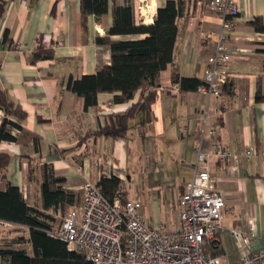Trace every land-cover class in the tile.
<instances>
[{"label": "crops", "instance_id": "crops-1", "mask_svg": "<svg viewBox=\"0 0 264 264\" xmlns=\"http://www.w3.org/2000/svg\"><path fill=\"white\" fill-rule=\"evenodd\" d=\"M6 1L0 21V89L23 109L25 118L20 129L11 130L14 141L0 142V151L9 154L6 179L20 188L28 204L41 207L37 183L42 179L43 164L65 179L63 187L75 198L86 180L96 183L101 176L114 175L128 190L134 176L145 175V185L142 179H134L141 185L135 193L145 222L170 231L179 225L180 199L193 177L196 151L201 148L209 154L215 188L225 202L223 230L213 236V256L228 264L242 254L264 248V102L255 100L257 86L264 94V33L250 24L254 17H260L264 24V0H232L239 13L229 36V77L221 88L219 103L197 90L180 91L171 79L176 69L181 76L203 82L207 57L214 52V41L205 40L203 33L218 31L223 23L209 9L211 0H184L187 16L177 21L174 63L157 76L153 119L141 125L138 114L130 120L124 138L97 131L111 123L113 115L128 111L138 101V93L124 103L113 102L112 93H98L96 106L85 109L83 99L67 83L110 63L109 48L97 43L96 38L105 36L112 26L115 7L129 5L134 22L149 25L156 9L167 0H108L107 12L98 19L93 14L83 16L82 0ZM5 31L13 47L1 43ZM37 41L43 48L52 49L51 59L30 62ZM219 144L237 152L253 147L255 154L240 158L237 168L230 170L214 154ZM31 169L33 179H29ZM5 188L0 179V190ZM153 188L156 194L150 192ZM248 212L254 219L256 236L248 246L238 248L228 230L240 229ZM26 249L30 251V246Z\"/></svg>", "mask_w": 264, "mask_h": 264}, {"label": "trees", "instance_id": "trees-1", "mask_svg": "<svg viewBox=\"0 0 264 264\" xmlns=\"http://www.w3.org/2000/svg\"><path fill=\"white\" fill-rule=\"evenodd\" d=\"M6 0H0V21L4 15ZM108 0H82V13L93 14L96 19L107 12ZM187 16V4L184 0H167L156 9L153 23L136 24L133 10L129 5L117 6L113 10V24L107 34L97 37L99 44L110 50V63L100 65L94 74L83 75L79 79H69L67 87L83 99L84 108L95 107L98 93H112L113 102L124 103L139 94L138 101L124 113L113 115L111 123H105L97 134L111 138H124L129 130L130 120L138 114L139 124L145 125L153 119L152 106L157 93V76L168 65H173L177 21ZM255 31L264 33V24L260 17L250 21ZM142 38L112 39V35H141ZM3 45L13 47L5 31L1 41ZM264 44V43H263ZM262 69L264 70V49ZM52 49H45L37 41L29 58L31 63L41 59H51ZM173 82L178 83L180 91H196L201 85L199 79L181 76L174 69ZM226 83L222 85V89ZM256 101L264 102V94L257 86ZM0 108L6 116L0 123V142L14 141L13 128H21L20 122L25 112L14 101L8 99L0 89ZM37 140L36 137H33ZM9 154L0 151V179L5 190H0V220L12 224L16 234L0 235V257L3 264H91L81 254L69 250L66 244L53 237L52 231L59 226L58 214L76 203L75 194L63 187L65 179L55 175L52 167L41 166L42 179L37 183L41 207L28 204L18 186L6 179V167ZM32 177V169L29 171ZM101 194L112 202L114 196L122 192V201L127 199L123 182L116 176H101L96 182ZM30 246V251L26 249ZM213 238L205 245V250L215 253Z\"/></svg>", "mask_w": 264, "mask_h": 264}, {"label": "built area", "instance_id": "built-area-1", "mask_svg": "<svg viewBox=\"0 0 264 264\" xmlns=\"http://www.w3.org/2000/svg\"><path fill=\"white\" fill-rule=\"evenodd\" d=\"M208 7L223 23L218 31L203 33L205 40L214 41V52L207 57L203 83L197 92L219 103L221 87L229 77V36L239 11L232 0H211ZM138 12L142 13L141 6ZM2 53L0 49V61ZM5 117L0 108V123ZM214 154L226 168L235 170L239 159L251 157L255 149L248 147L237 152L219 144ZM208 159L209 154L198 148L193 177L180 199L179 225L170 231L148 226L139 200L122 201L123 193L119 192L109 202L96 183L86 180L81 186L80 203L67 212L51 235L91 264H224L205 250L208 240L223 230L221 212L225 204L222 193L215 188L216 176ZM8 227L12 224L0 220V228ZM228 233L238 248L248 246L256 236L251 213L243 215L240 229H229ZM228 264H264V248L242 254Z\"/></svg>", "mask_w": 264, "mask_h": 264}, {"label": "rangeland", "instance_id": "rangeland-1", "mask_svg": "<svg viewBox=\"0 0 264 264\" xmlns=\"http://www.w3.org/2000/svg\"><path fill=\"white\" fill-rule=\"evenodd\" d=\"M138 178L143 180V183H142L143 185H145L147 183V181H146L147 177L145 175L144 176H134V179L136 181H137ZM134 179L131 181V183H130L131 186H129L128 190H125L124 189V191L126 192L127 198H133V199H136L137 200V196H136L135 190L137 188H140L141 185H140V182L136 183L134 181ZM136 184H137V186H136ZM150 192L156 194V189L153 188V189H151ZM81 194H82V192H81ZM81 194L76 198V205H78L80 203ZM68 211H69V209L66 208L65 211L62 214H58V216H57V223L59 225L64 220V218H65V216H66V214H67ZM10 229H12V227L4 228V229L3 228H0V235H2L3 233H7V234H11V235L16 234L15 231L10 230Z\"/></svg>", "mask_w": 264, "mask_h": 264}]
</instances>
